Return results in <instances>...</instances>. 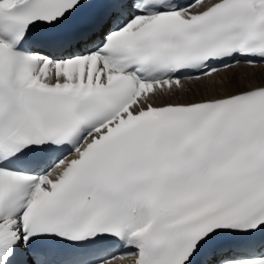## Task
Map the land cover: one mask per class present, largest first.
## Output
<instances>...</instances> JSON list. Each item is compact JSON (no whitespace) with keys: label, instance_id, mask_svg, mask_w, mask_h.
I'll return each instance as SVG.
<instances>
[{"label":"snow or ice","instance_id":"snow-or-ice-1","mask_svg":"<svg viewBox=\"0 0 264 264\" xmlns=\"http://www.w3.org/2000/svg\"><path fill=\"white\" fill-rule=\"evenodd\" d=\"M0 264H264V0H0Z\"/></svg>","mask_w":264,"mask_h":264},{"label":"bare ground","instance_id":"bare-ground-1","mask_svg":"<svg viewBox=\"0 0 264 264\" xmlns=\"http://www.w3.org/2000/svg\"><path fill=\"white\" fill-rule=\"evenodd\" d=\"M241 71H242V70H241ZM259 71H260V70H257V73H258V74H259Z\"/></svg>","mask_w":264,"mask_h":264}]
</instances>
